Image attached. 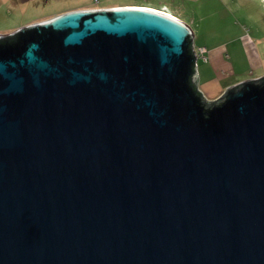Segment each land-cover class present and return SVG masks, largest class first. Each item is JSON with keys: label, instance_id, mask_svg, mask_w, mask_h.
Wrapping results in <instances>:
<instances>
[{"label": "water", "instance_id": "1", "mask_svg": "<svg viewBox=\"0 0 264 264\" xmlns=\"http://www.w3.org/2000/svg\"><path fill=\"white\" fill-rule=\"evenodd\" d=\"M17 32L0 45V264H264V76L206 103L190 29L143 8Z\"/></svg>", "mask_w": 264, "mask_h": 264}, {"label": "rangeland", "instance_id": "2", "mask_svg": "<svg viewBox=\"0 0 264 264\" xmlns=\"http://www.w3.org/2000/svg\"><path fill=\"white\" fill-rule=\"evenodd\" d=\"M174 1L176 6L190 3L183 0H0V35H12L18 30L46 21L55 16L99 6L117 4H142L158 7ZM202 8L203 23L195 24L194 37L206 42L221 43L233 35H242L246 61L241 70L253 75V46L247 40L253 38V26L264 31V0H206ZM106 5V6H105ZM101 8V7H99ZM193 26V25H192ZM199 26L202 27L200 30ZM210 37V39H208Z\"/></svg>", "mask_w": 264, "mask_h": 264}, {"label": "crops", "instance_id": "3", "mask_svg": "<svg viewBox=\"0 0 264 264\" xmlns=\"http://www.w3.org/2000/svg\"><path fill=\"white\" fill-rule=\"evenodd\" d=\"M188 3L176 6L174 1L158 7L142 4H117L116 6L86 8L81 10H100V9H115V8H143L151 9L169 15L179 22L187 26L193 36L192 41L197 46H203L207 50V61L198 60L196 62V74L198 82L196 89L202 93V96L208 100L213 101L220 97L227 88L235 86L241 82L257 79L264 76V31L253 26V38H247L253 46V75L250 76L248 72L241 70L239 65H242L243 60L246 61V50L242 40V35H233L226 38L221 43L206 42V37L198 40L194 37V29L198 30L195 24H201L206 19L202 13V8L206 0H183ZM264 9V4L262 6ZM80 11V10H79ZM193 25V26H192ZM194 29H193V28ZM200 30L202 27L199 26ZM210 39V37H208ZM246 53V54H245Z\"/></svg>", "mask_w": 264, "mask_h": 264}, {"label": "trees", "instance_id": "4", "mask_svg": "<svg viewBox=\"0 0 264 264\" xmlns=\"http://www.w3.org/2000/svg\"><path fill=\"white\" fill-rule=\"evenodd\" d=\"M18 41H19V33L16 32V33H14V34H12L10 36H4V37L2 36L0 38V45H7V46H9V45H13V44L17 43ZM191 44H192L191 43V40L188 39V41H187V51H188V53H192V51H191ZM188 84H189V87H190L191 91L195 95H197V93H196V86H195V83H194V68H193V66H192V73H191V75L189 77Z\"/></svg>", "mask_w": 264, "mask_h": 264}, {"label": "built area", "instance_id": "5", "mask_svg": "<svg viewBox=\"0 0 264 264\" xmlns=\"http://www.w3.org/2000/svg\"><path fill=\"white\" fill-rule=\"evenodd\" d=\"M93 10H96V9H93ZM191 45H192L191 51L194 53V56H195V65H196V62L198 60L207 61V50H206V48L203 46H197L193 41H192ZM210 102L211 101L206 100V103H210Z\"/></svg>", "mask_w": 264, "mask_h": 264}, {"label": "bare ground", "instance_id": "6", "mask_svg": "<svg viewBox=\"0 0 264 264\" xmlns=\"http://www.w3.org/2000/svg\"><path fill=\"white\" fill-rule=\"evenodd\" d=\"M145 10H151V9H145ZM154 11V10H153Z\"/></svg>", "mask_w": 264, "mask_h": 264}]
</instances>
